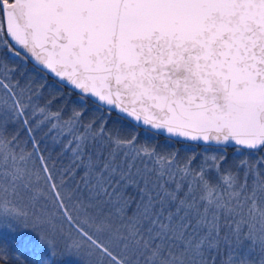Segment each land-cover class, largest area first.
I'll use <instances>...</instances> for the list:
<instances>
[{"label":"snow or ice","instance_id":"obj_1","mask_svg":"<svg viewBox=\"0 0 264 264\" xmlns=\"http://www.w3.org/2000/svg\"><path fill=\"white\" fill-rule=\"evenodd\" d=\"M0 264H264V0H0Z\"/></svg>","mask_w":264,"mask_h":264}]
</instances>
